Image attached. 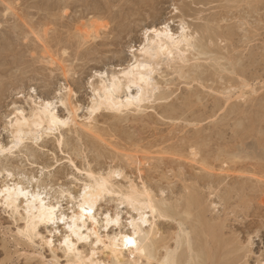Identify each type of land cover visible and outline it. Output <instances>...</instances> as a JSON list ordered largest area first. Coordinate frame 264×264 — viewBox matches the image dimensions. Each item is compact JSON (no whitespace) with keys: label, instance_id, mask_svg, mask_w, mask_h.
Listing matches in <instances>:
<instances>
[{"label":"rangeland","instance_id":"1","mask_svg":"<svg viewBox=\"0 0 264 264\" xmlns=\"http://www.w3.org/2000/svg\"><path fill=\"white\" fill-rule=\"evenodd\" d=\"M152 29L194 35L192 47L157 57V88L141 111L98 106L106 88L123 101L142 93L124 73L143 59ZM45 103L67 124L14 138L20 111L29 117ZM112 169L121 173L114 184L146 185L161 201L168 217L156 218L158 240L173 246L180 235L179 254L187 251L180 223L191 237L202 211L219 229L213 240L222 238L211 244L215 261L264 264V0H0V185L38 190L69 216L88 173ZM188 194L198 198L190 215ZM24 204L16 212L0 204V264H74L61 243L63 223L19 234ZM106 212L118 213L120 224L104 230ZM131 215L105 195L95 208L98 233L127 229ZM200 236L190 241L202 258L211 238ZM72 239L83 256L112 264L94 236Z\"/></svg>","mask_w":264,"mask_h":264},{"label":"bare ground","instance_id":"2","mask_svg":"<svg viewBox=\"0 0 264 264\" xmlns=\"http://www.w3.org/2000/svg\"><path fill=\"white\" fill-rule=\"evenodd\" d=\"M11 8L12 7L8 5V9H11ZM155 30H156L155 32H152L153 35L151 39L148 40L149 41L148 45L145 46L144 48V51L142 53V55L144 54L142 57L143 59L138 60V62L135 65H133L130 71L125 72L128 75H125L124 73V79L127 84L132 83L134 85H138L139 88L142 89V93L139 95L141 97V101H138L137 97L131 98V96L125 97L124 101L117 100L113 97V92L110 91L111 89L106 88L104 89L103 98L98 103V106H103L105 109L118 111V113L119 111L120 112L122 110L125 111L129 108H133L135 112L141 111L142 102H144L145 100H149V98L152 97L154 91L157 88L155 81L153 82L152 81L153 79L151 77V74L156 69V65H158V62L156 61L157 57L159 55H166L167 57H169L170 55L173 56L174 50H179V53H183V52H187L186 50H189L192 47V43H193L192 38L194 37V35L193 37H191L192 35L190 36L189 34H185L183 37L176 39L175 37L172 36V34L168 33L167 31L165 32V31L158 30V29H155ZM157 33H159V35H157ZM180 58H182L181 60L184 61L183 57H180ZM140 65H147L150 71H145L142 67H139ZM142 75L145 77L143 81H141L140 79ZM119 82L120 80L117 79L116 89L118 87L117 84ZM112 86H113V83H112ZM162 95L164 94L162 93ZM22 112L20 111L19 113L20 115L15 120L14 125H13V131H12L13 137L16 138L17 140L20 138L21 133L24 130H31L32 128L40 129L43 127V124H45L46 125L45 129L52 131V129H56L57 126L60 124L61 125L67 124L64 120H61L58 117V115L49 112L48 103H45L42 107L37 108L36 110H32V112H29L30 114L29 117H26V115H24ZM73 114L74 112L72 113V115ZM16 145H17V142H15L13 147ZM1 151H5V150L2 149ZM115 173H119V175L121 174L120 171L116 169L109 170V172H107L105 175H102V174L93 175L92 172L88 173L89 174L88 177H90V179H88L86 182L83 183V187L79 194V199H78L76 208L70 212L69 216L61 212L59 214L56 213V209L58 210V208H56L57 207L56 205H58L57 203L55 204L52 202H48L49 200L47 201L46 198H44L41 195L40 191L38 190L29 191L30 189L28 190V188H25L23 185L19 184L18 182H12V183L8 182V183H3L0 185V204L5 205L8 208H11L12 212H16L18 209V205H17L18 201H24L25 204H24L23 210L25 214H23L24 216L22 217V219L24 220V225H23V228L19 230L18 232L19 234L26 236V237H31L34 234H38L36 231V228L39 225H50V223H48V219L50 218V215H54L56 221H59L60 217H65L68 223H63V224L65 228H67V233L62 237L61 243L63 244L65 237H69L70 242L75 245L72 239L74 236H73V233L69 230V226L72 225L74 215L76 217H79L81 215V213L79 212V207L83 204H87L91 202L95 205V208H96V205L98 204V202L105 195L113 194V195H116V198L118 199V202L120 203V205L121 204L126 205L135 213V215L129 216V220L127 222V229L124 228L125 229L124 230V229L117 227L118 229L116 232H113L112 234L104 233L105 236L103 238L98 233V229H99L98 219H97L96 224H92V219L89 218L84 224H80L79 222H77L74 226L76 232H82V234L85 237H88V239L89 237H91V235L94 236V241H93L94 245L97 243V239H99L101 243V247H103V249H105L107 252L106 257H108L109 261H111L112 264H151V263H154V264H204V263L205 264H213V263L219 264V261L218 260L215 261V259L219 258L218 255L220 253L216 254L215 252L216 251L219 252V251L216 250L214 246H211V244L213 245V243L215 244L219 243L218 240L220 238L213 240L214 238L217 237V232H219L218 231L219 229L217 228L215 230L216 225L214 226V224H211L210 222H206L208 218L204 220L206 217L202 214V211L196 213L197 215L195 217L198 220V224H196L197 225L196 227H193L194 223L192 221L190 222L192 224L193 231L195 233V234L192 233L193 238L194 236L195 237L197 236L198 240H201L199 239V236L201 235L200 237H202L203 234L207 236L209 235V237L211 238V240L209 239V242H207V244H209L208 250H206L207 249L206 248L204 249L206 250L205 252L201 251L203 252L204 258L199 257L197 254H195L197 257H195V255H192L193 248L194 250H196L195 247L197 246V244L195 246L193 245V248H192L191 246L192 244L190 241L192 235L191 237L189 236V233L192 231L189 228L187 229H189L190 232L187 231V229L184 227L183 222L180 223L179 229L181 232L180 231L179 232L180 233L183 232L182 234H184V239H185V243L187 246L186 247L187 249L185 250H187L188 253L187 251L184 250L186 254H183V253L179 254L178 250L180 248L179 246L182 241V240L179 241L180 235L178 234L176 236L174 235L176 238L175 237L173 238L171 234L169 235L170 237H172L173 242L175 241V244L173 246L169 244L170 242L168 243L167 241H164L167 237L166 238L164 237L165 238V239L163 238L164 240L163 239L158 240V233L160 232L158 231L159 229L156 227L157 223L155 224L156 218L158 219V218L168 217L167 210L162 208V205L159 204L161 203V201H159L158 203V200H156V198L153 196V193L146 187V185L145 186L142 185L144 184V182L141 184L142 185L141 187H138L139 185L136 186L135 185L136 183L134 184L131 183L132 181H130V183L124 188L114 184V182L112 181V177L116 176L114 175ZM139 177L141 178V174ZM101 185H105V186L101 188L100 187ZM21 188L23 189L24 192L28 193L27 199H25L23 196L19 194V189ZM86 188L90 190L87 193H85ZM82 194H84V197H85L84 199L81 198ZM188 195L189 196L186 201V204H187L186 208H188V210H186V213L190 215L191 213L189 212V208L190 206L192 207L193 205L195 206V204H197L198 198L195 199L196 197H193L194 195L193 196L190 194ZM97 196H99V199H96ZM33 197H36V199L33 200ZM41 201H43V205H44L43 208L41 207ZM26 205L27 207H25ZM51 209H55V212L50 214L49 210ZM204 212H205V208H204ZM106 214H110V213L106 212L104 215ZM117 216H119V214L115 213L113 216H111V219L115 220ZM170 217H172V215ZM57 223H60V222H57ZM119 224H120V221H119ZM109 225L111 224H107L104 220V225H103V228H105L104 230H106L107 227H109ZM114 225L112 224V226ZM187 225H188V222H187ZM33 227L35 228V231H32ZM124 236L133 237L134 240L136 241L137 246L125 247V241L123 239ZM206 237H203L202 239L204 240ZM196 238L194 239L197 240ZM49 240L51 239L48 238L45 241V243H47L48 245H49L48 243ZM87 240H82V241H87ZM195 240H192V241L195 242ZM197 241L196 243L201 244L202 240L200 242H197ZM63 246L68 256V259H67L68 262H71L74 264H93V263L105 264L101 261L98 262L97 260L93 259L92 256H88V257L83 256L82 253L78 251L76 248H74L71 252H69L68 246L64 244ZM183 246L185 248L184 244ZM206 246L204 245V248ZM210 246L213 247L214 250H212ZM180 251L181 250H179V252ZM197 251L198 250L194 251L193 253H196ZM198 253L200 254V256H202L200 251H198ZM92 255H94V253ZM202 260L204 261L207 260V261L203 262Z\"/></svg>","mask_w":264,"mask_h":264},{"label":"snow or ice","instance_id":"3","mask_svg":"<svg viewBox=\"0 0 264 264\" xmlns=\"http://www.w3.org/2000/svg\"><path fill=\"white\" fill-rule=\"evenodd\" d=\"M164 28H165V30H167V25H164ZM151 31L155 32L156 30L152 29ZM157 35H159V33H157ZM141 51L142 52L144 51L143 47H142ZM139 67H142L145 71H150V69L148 68L147 65H140ZM125 75H128V74L125 73ZM140 79H141V81H143L145 79V77L142 75L140 77ZM116 80H117V78L113 77V89H112L113 91L116 90ZM128 87H129V89H131L133 87V84L129 83ZM137 87H139V86L137 85ZM137 100L141 101V97L139 96V94L137 96ZM90 111H95V107L90 109ZM8 175L11 176V173H8ZM114 175L119 176V173H115ZM104 186L105 185H101L100 187L103 188ZM88 191H90V190L86 188L85 189V193H87ZM19 194L21 196H23L25 199H27V197H28V193L24 192L22 188L19 189ZM81 198L82 199L85 198L84 194H82ZM35 199H36V197H33V200H35ZM96 199H99V196H97ZM25 207H27V205ZM41 207L42 208L44 207L43 201H41ZM54 212H55V209L49 210L50 214L54 213ZM79 212L81 213V215L79 217H76L75 215L73 216V222H72V225L69 226V230L73 233V236L75 237V239L77 241H82V240H87L88 237H85L82 234V232H76L74 226H75V224L77 222H79L80 224H84L89 218L92 219V224H96L97 223V218L95 217V205L93 203H91V202H89L87 204H83V205H81L79 207ZM103 219L105 220V222L107 224H117L118 225L120 217L117 216L115 220H112L110 214H106V215H103ZM59 222L60 223H68L65 217H60ZM48 223H50V224H56L57 223L54 215H50V218L48 219ZM130 223H131V221H130ZM32 231H35L34 227L32 228ZM123 239L125 241V247H128V246L135 247V246H137L136 245V241L134 240L133 237L124 236ZM48 243L51 245L52 241L49 240ZM99 243H100V241H99V239H97V244H99ZM63 244L68 246L69 252H71L75 248V245L70 242L69 237H65V239L63 241Z\"/></svg>","mask_w":264,"mask_h":264}]
</instances>
